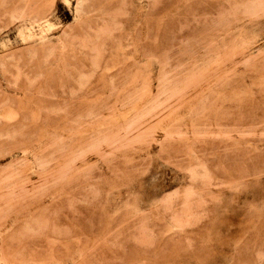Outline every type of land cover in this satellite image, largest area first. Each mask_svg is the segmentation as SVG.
<instances>
[{"label": "rangeland", "instance_id": "obj_1", "mask_svg": "<svg viewBox=\"0 0 264 264\" xmlns=\"http://www.w3.org/2000/svg\"><path fill=\"white\" fill-rule=\"evenodd\" d=\"M0 264H264V0H0Z\"/></svg>", "mask_w": 264, "mask_h": 264}]
</instances>
